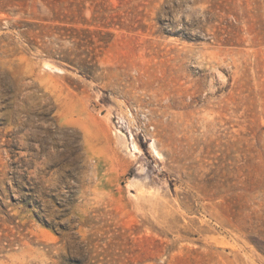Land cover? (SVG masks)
<instances>
[{"label":"rangeland","instance_id":"rangeland-1","mask_svg":"<svg viewBox=\"0 0 264 264\" xmlns=\"http://www.w3.org/2000/svg\"><path fill=\"white\" fill-rule=\"evenodd\" d=\"M0 264H264V0H0Z\"/></svg>","mask_w":264,"mask_h":264},{"label":"bare ground","instance_id":"bare-ground-1","mask_svg":"<svg viewBox=\"0 0 264 264\" xmlns=\"http://www.w3.org/2000/svg\"><path fill=\"white\" fill-rule=\"evenodd\" d=\"M151 148L153 149V151L155 152V154H156L157 156H160L159 153H158V151L155 149L154 145H152ZM129 149H130L133 153H139V152H140L139 147L137 146L136 143H134V141H133V146L130 147Z\"/></svg>","mask_w":264,"mask_h":264}]
</instances>
